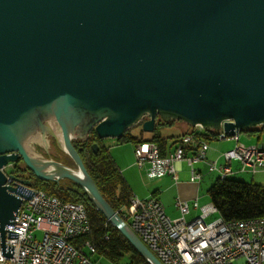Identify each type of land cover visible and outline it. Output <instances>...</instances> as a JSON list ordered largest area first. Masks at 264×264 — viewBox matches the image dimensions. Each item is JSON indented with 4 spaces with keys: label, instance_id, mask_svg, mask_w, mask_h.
<instances>
[{
    "label": "water",
    "instance_id": "obj_1",
    "mask_svg": "<svg viewBox=\"0 0 264 264\" xmlns=\"http://www.w3.org/2000/svg\"><path fill=\"white\" fill-rule=\"evenodd\" d=\"M158 119L227 135L264 127V0H0V169L22 160L41 181H73L150 264L163 263L73 142L120 140L141 122L153 133ZM51 139L75 169L35 150ZM7 182L0 170L3 244L22 203Z\"/></svg>",
    "mask_w": 264,
    "mask_h": 264
},
{
    "label": "built area",
    "instance_id": "obj_2",
    "mask_svg": "<svg viewBox=\"0 0 264 264\" xmlns=\"http://www.w3.org/2000/svg\"><path fill=\"white\" fill-rule=\"evenodd\" d=\"M218 133L219 140L236 142L233 149L222 153L223 162L208 158V139L187 134L166 156L155 143L137 144V166L146 168L149 179L169 176L178 182L179 165L186 163L191 166L190 181L197 184L204 178L203 171L196 168L200 163L208 173L217 172L220 179L264 168V147L240 144V129L227 135L222 127ZM14 165L9 163L0 169L8 177L7 185L18 187L22 200L14 219L5 227L4 244L0 230V264H98L92 258L96 248L86 240L91 226L84 204L64 201L17 183L10 179L15 174ZM234 166L239 168L235 170ZM198 201L199 198L192 202L177 198L181 213L177 220L165 213L157 197H133L119 214L163 264H264V217L227 223L212 202L200 207ZM191 208L198 210L199 215L188 221L185 216ZM37 232L42 233V238L37 237Z\"/></svg>",
    "mask_w": 264,
    "mask_h": 264
},
{
    "label": "trees",
    "instance_id": "obj_3",
    "mask_svg": "<svg viewBox=\"0 0 264 264\" xmlns=\"http://www.w3.org/2000/svg\"><path fill=\"white\" fill-rule=\"evenodd\" d=\"M142 124L141 122L130 129L119 142L132 143L134 145L152 142L159 146L163 156H166L172 151L173 139L170 140L161 130L163 126L170 127V122L164 123L158 119L156 129L149 137H146V132L143 131ZM136 129L140 130L137 134H134V130ZM186 129L185 132L175 138L176 142L180 137L187 134H196L208 140H219V133L216 131L199 130L189 125H187ZM262 131H264V127L253 128L244 133L247 135H255L253 133ZM52 141L54 150L59 154L55 159L63 162L59 157L60 155L64 159H70L59 148L56 141L54 139ZM95 143L100 147L98 153H94L92 149V145ZM73 144L105 200L117 212L128 207L134 197L132 189L116 165L113 157L109 153V148L104 142L92 132L88 141L82 142L78 140L74 141ZM14 166V172L19 179L22 178L21 175L26 170L29 171L22 160L16 162ZM31 175L34 178L31 185L32 188L44 191L48 195L57 196L65 201L84 204L91 226V232L86 240H89L96 248V253L93 255L105 257L115 264H120L124 257H127L129 264H150L132 246L127 238L107 221L106 217L97 210L87 194L76 183L68 179L60 182L41 181L32 172ZM25 176L29 178L28 173ZM207 194L210 202L215 205L219 215L227 223L264 217V185L231 178H218L209 188Z\"/></svg>",
    "mask_w": 264,
    "mask_h": 264
},
{
    "label": "rangeland",
    "instance_id": "obj_4",
    "mask_svg": "<svg viewBox=\"0 0 264 264\" xmlns=\"http://www.w3.org/2000/svg\"><path fill=\"white\" fill-rule=\"evenodd\" d=\"M170 123H171L170 127L163 126L162 129H161L163 131V133L165 134V136L166 137H169L170 140L172 139L171 138L172 135L177 134L176 131L174 130V128L171 127V126H174V125L177 124L182 129L187 128V125L184 124L181 121H178V122H173L172 121ZM139 130L140 129H137V132H139ZM151 134L152 133L146 132L145 135L147 137H149ZM253 134H255V135L247 136L246 133H244V132L241 133V135H240V144L245 145L246 147H251L252 145H261V146L264 145V131H262V132H256V133H253ZM102 141L109 148V153L111 152V148H113L111 146H116V145L120 144L117 148H120L122 151L127 150V148L131 146L130 143H120L119 140H117V139H105V140H102ZM220 142L221 141L217 142V144L214 143V145L213 144H210V149H209V152H208V157H209L210 160H217V159L219 160V159H222L224 161V158H223L222 155L219 158H216L218 156H216V154H214V158H211V153L216 149L217 146H219L218 144ZM35 150L38 153L43 154L46 157L52 158V156H53L52 159H54V160H56L55 157H57L59 155L54 150L52 139L50 141V150H49V153L48 154L44 151L43 146H41V145H36L35 146ZM225 152H223V153H225ZM110 154L113 155V152H111ZM59 157L63 161L62 163H64L65 165H67V166L75 169V164H74V162L72 161V159L70 157H69L70 159H64L63 156H61V155ZM56 161H58V160H56ZM133 163L135 165L133 171L135 173H137L138 176H140V171L139 170H142V169H139V167L137 166L136 158L133 159ZM179 167L181 168V171H180L181 182L186 181V180L188 181L189 180V177H190L191 166L187 165L186 163H182L181 165H179ZM196 168H199V169L202 168L201 170L203 171V174H204V178L202 180L203 182L202 183L200 182L201 183L200 188H199V193H200L199 197L200 198H199V201H198L199 206L200 207H203V206H206V205H208L210 203V199H209L207 193H208L209 188L219 178V174L217 172L208 173V169L205 167V165L203 163H200V164L196 165ZM234 168H235V170H237V168H239V166H234ZM142 171H144L145 174H146V168H144ZM238 173L239 174L231 175L229 178L235 179V180H241V181H245V182H249V183L253 182L255 184L264 185V168L258 169L256 172H251L249 170H246V171L238 172ZM162 181L163 180H157V181L154 182V181L147 180V182H145L143 180L141 182H142V184L146 183L147 185H149V188L148 189H153V187H150V184H152L153 186L158 185L159 187H164V185H166V184L162 183ZM169 185L170 184H167L166 187H169ZM175 191H176V187L173 184L172 185V188L169 189L170 194H167V201L166 202H163V203H164L165 206H166V203H169V207H171L172 210H174L175 212H177V210L175 209V199H174L175 196H176ZM55 197H57V196H55ZM137 198H138V196H137ZM59 199H61V198H59ZM140 199H145V198H140ZM171 217L173 218V220H176V218H177V216H175V214H171ZM215 217L216 216L210 218L209 221L212 220ZM36 235H37L38 238H42V233L41 232H37ZM92 258L98 264H115V263H113L112 261H110L109 259H107L105 257H98L96 255H93ZM120 264H129L127 257H124L123 260L120 262ZM237 264H243V263L240 261V262H237Z\"/></svg>",
    "mask_w": 264,
    "mask_h": 264
},
{
    "label": "crops",
    "instance_id": "obj_5",
    "mask_svg": "<svg viewBox=\"0 0 264 264\" xmlns=\"http://www.w3.org/2000/svg\"><path fill=\"white\" fill-rule=\"evenodd\" d=\"M171 127H173L177 133L175 135H172V137H171L173 139V143H172L173 145L171 147V150H172L176 144L175 138L177 136H180L187 129L186 128L182 129L177 124L174 126H171ZM137 133H138L137 129L134 130V134H137ZM247 136H252V135H247ZM219 141H221V142L218 144L219 146H217L216 149L211 153V158H214V154H216V156H218L216 158H219L223 152L228 151L230 149H233L236 146V142L233 139H220V140H211L210 139V140H208L209 144H213V145H214V143L217 144V142H219ZM130 144H131V146L128 147L127 150H125V151H122L120 148H117L120 144H118L116 146H111V147H113V148H111V152H113V155H111V156H113V159H114L116 165L118 166V168L122 172L124 178L126 179L128 184L130 185L134 197L138 196V198H145V199L150 198V197H157L161 201V203L163 204L165 213L166 214L168 213L167 215L171 219H173L171 217V214H175V216H177L176 220L179 219L181 217V213L176 206V199L182 198L185 201L192 202L196 198H200L199 197V195H200L199 188H200V185L203 181L200 184L192 183L190 181V179L188 181L186 180V181L181 182L180 176H179L178 182H175L169 176L164 177V178H159V179H149L147 177V175L145 174V172L142 170H139L140 176H138V174L133 171L134 166H135L133 163V159L135 158V147H136V145H134L132 143H130ZM252 146H255V145H252ZM258 146H261V145H258ZM262 147H264V145H262ZM219 162H223V160L219 159ZM146 179L149 181H154V182L157 180H163L162 183H164L166 185H164V187H159L158 185L153 186L152 184H150V187H153V189H148L149 185H147L146 183H144L145 184L144 185L141 182L143 180L145 182H147ZM167 184H170L169 187H166ZM173 184L176 187V191H175L176 196L174 199H175V209L177 210V212H175L174 210L171 209V207H169V203H166V206L163 203V202L167 201V194H170L169 189L172 188ZM197 215H199L198 210L191 208V212L185 216V219L190 221V220L194 219L195 217H197Z\"/></svg>",
    "mask_w": 264,
    "mask_h": 264
},
{
    "label": "flooded vegetation",
    "instance_id": "obj_6",
    "mask_svg": "<svg viewBox=\"0 0 264 264\" xmlns=\"http://www.w3.org/2000/svg\"><path fill=\"white\" fill-rule=\"evenodd\" d=\"M21 161V160H20ZM19 162V161H18ZM16 164V163H15ZM15 167V166H14ZM13 173H15L14 172V170H13ZM28 173V176H29V178L27 177V176H25V174H27ZM15 176H16V174H14ZM17 178H18V176H16ZM21 177L22 178H20L21 180H27V181H31V182H33L34 181V178H33V175H31V172L30 171H25L24 173H23V175H21ZM16 185H17V183H16Z\"/></svg>",
    "mask_w": 264,
    "mask_h": 264
},
{
    "label": "bare ground",
    "instance_id": "obj_7",
    "mask_svg": "<svg viewBox=\"0 0 264 264\" xmlns=\"http://www.w3.org/2000/svg\"><path fill=\"white\" fill-rule=\"evenodd\" d=\"M230 176H231V175H225V179H226V178H229Z\"/></svg>",
    "mask_w": 264,
    "mask_h": 264
}]
</instances>
